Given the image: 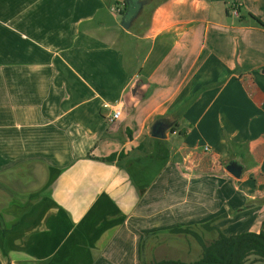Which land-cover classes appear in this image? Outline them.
Listing matches in <instances>:
<instances>
[{
  "label": "crops",
  "instance_id": "1",
  "mask_svg": "<svg viewBox=\"0 0 264 264\" xmlns=\"http://www.w3.org/2000/svg\"><path fill=\"white\" fill-rule=\"evenodd\" d=\"M137 1L124 25L126 0H0L2 264L180 261L173 229L261 231L264 0Z\"/></svg>",
  "mask_w": 264,
  "mask_h": 264
},
{
  "label": "trees",
  "instance_id": "2",
  "mask_svg": "<svg viewBox=\"0 0 264 264\" xmlns=\"http://www.w3.org/2000/svg\"><path fill=\"white\" fill-rule=\"evenodd\" d=\"M256 25L264 28V24L256 17L249 15ZM235 147V145L233 146ZM119 158H121L119 156ZM115 156L108 157L106 161L112 162ZM209 230H216L205 225ZM172 232L191 234L202 245V256L193 263L182 261H160L152 264H245L246 259L257 256L264 263V221L261 231L255 233H242L239 235H224L217 230V238L209 245H204L201 238L188 229H173ZM0 264H2L0 262Z\"/></svg>",
  "mask_w": 264,
  "mask_h": 264
},
{
  "label": "rangeland",
  "instance_id": "3",
  "mask_svg": "<svg viewBox=\"0 0 264 264\" xmlns=\"http://www.w3.org/2000/svg\"><path fill=\"white\" fill-rule=\"evenodd\" d=\"M195 233H197V235L201 238L202 243L204 245H209L212 241H214L217 238V233L214 231L209 232V231H204L201 229H196ZM175 236H178L180 238H176V242L175 243L173 242V244L171 245H174L175 247V252L178 255L176 256V258L178 260L185 262V263H193L201 258L202 245L192 235L183 234V233H175V234H172L171 238H174ZM165 242L166 241H164V243ZM162 256H165L164 259L168 257L166 253L162 254ZM155 258L153 256L152 261H155ZM245 264H264V263L257 256L251 255L246 259Z\"/></svg>",
  "mask_w": 264,
  "mask_h": 264
},
{
  "label": "water",
  "instance_id": "4",
  "mask_svg": "<svg viewBox=\"0 0 264 264\" xmlns=\"http://www.w3.org/2000/svg\"><path fill=\"white\" fill-rule=\"evenodd\" d=\"M137 0H126L127 11L124 17V25H126L129 20L136 14V10L140 5L137 3ZM171 128V124L165 119L157 120L151 127L150 136L155 139H165L166 134ZM226 171L235 178H240L243 167L235 161H231L226 166Z\"/></svg>",
  "mask_w": 264,
  "mask_h": 264
},
{
  "label": "built area",
  "instance_id": "5",
  "mask_svg": "<svg viewBox=\"0 0 264 264\" xmlns=\"http://www.w3.org/2000/svg\"><path fill=\"white\" fill-rule=\"evenodd\" d=\"M114 12H119L118 9H112ZM235 12V11H233ZM122 111H123V107L121 104L115 105L112 110H111V114L108 117V122L110 124L116 122L122 115Z\"/></svg>",
  "mask_w": 264,
  "mask_h": 264
}]
</instances>
